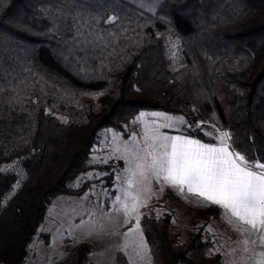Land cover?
Returning a JSON list of instances; mask_svg holds the SVG:
<instances>
[{"label":"trees","instance_id":"16d2710c","mask_svg":"<svg viewBox=\"0 0 264 264\" xmlns=\"http://www.w3.org/2000/svg\"><path fill=\"white\" fill-rule=\"evenodd\" d=\"M142 111L181 116L203 142L225 131L234 152L264 163V0H0V264H22L100 131L140 133ZM197 211L204 222L183 245L172 214L142 211L150 264H221L202 232L221 210Z\"/></svg>","mask_w":264,"mask_h":264},{"label":"rangeland","instance_id":"374dc122","mask_svg":"<svg viewBox=\"0 0 264 264\" xmlns=\"http://www.w3.org/2000/svg\"><path fill=\"white\" fill-rule=\"evenodd\" d=\"M182 120L164 112L142 111L136 117L140 133L125 137L114 130H101L100 145L90 154L86 169L68 185L74 192L51 200L22 264H72L84 247L89 248L84 264H119L118 253L130 264H150L139 226L142 211L149 205L156 215L172 214L170 232L178 235L179 245L186 244L204 222L197 210L207 206L199 207L180 195L186 206L174 207L164 199L148 156L150 145L159 144L157 137L183 134ZM2 170L14 173L16 165L6 164ZM133 204L136 210L126 212L124 205L131 210ZM229 227V223L220 226L211 219L202 231L203 240L220 252L221 264H247V253L229 237L233 230Z\"/></svg>","mask_w":264,"mask_h":264},{"label":"snow or ice","instance_id":"6c2138e0","mask_svg":"<svg viewBox=\"0 0 264 264\" xmlns=\"http://www.w3.org/2000/svg\"><path fill=\"white\" fill-rule=\"evenodd\" d=\"M228 136L222 134L219 146L185 137H157L159 144L150 145L152 151L148 152L149 167L181 193L187 189L261 233L264 246V163L231 151L225 143ZM124 208L135 211L136 205L131 210L127 205ZM258 264H264V258Z\"/></svg>","mask_w":264,"mask_h":264},{"label":"crops","instance_id":"0c3cea01","mask_svg":"<svg viewBox=\"0 0 264 264\" xmlns=\"http://www.w3.org/2000/svg\"><path fill=\"white\" fill-rule=\"evenodd\" d=\"M226 133L225 131H220L218 135L215 138L214 143H208L203 142L199 140L201 143L204 144H211V145H220V140L222 138V134ZM172 137H185L188 139L198 140L196 138H192L186 135H183L181 133L173 132ZM225 143L229 146L230 150L233 151L229 144V139H225ZM234 152V151H233ZM159 186H163L161 188V193L163 194L164 190L171 189L181 197H185L187 200L194 202L199 207H205V206H215L218 207L221 210V219L224 222H219L214 220L216 223H218L220 226H226V223L230 224V227H233V230L231 231V235L229 237H234V240H237V245L240 246L241 249H243V254L247 253L246 259L247 264H258V261H260L262 258H264V246L260 243V235L261 233L253 231L250 227L241 224L239 221H237L234 217H231L230 214H226L225 210L217 205H213L208 203L207 201L203 200L201 197H198L196 195L190 194L187 192V189L183 193H181L178 189L171 187L166 181L163 180L162 177L159 178ZM229 227V228H230ZM232 229V228H231ZM236 245V243H234Z\"/></svg>","mask_w":264,"mask_h":264}]
</instances>
